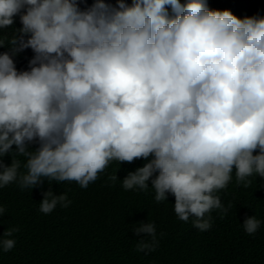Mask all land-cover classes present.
<instances>
[{"label": "clouds", "instance_id": "clouds-1", "mask_svg": "<svg viewBox=\"0 0 264 264\" xmlns=\"http://www.w3.org/2000/svg\"><path fill=\"white\" fill-rule=\"evenodd\" d=\"M22 9L20 35L0 41L10 46L0 54V187L87 188L110 162L143 159L109 180L142 191L150 181L157 203L171 194L176 217L204 232L213 210L223 218L231 208L216 193L233 172L245 187L264 177V18L240 19L206 0L115 8L97 0L85 11L75 0H0V29ZM28 48L35 55L18 71L13 57ZM32 143L39 147L30 151ZM8 154L11 166L2 162ZM16 156L26 157L23 173ZM43 196V214L71 204L67 193ZM260 226L256 216L242 224L248 235ZM17 231L4 232L0 251L14 248ZM134 231L146 234L138 252L155 251L154 221Z\"/></svg>", "mask_w": 264, "mask_h": 264}, {"label": "trees", "instance_id": "trees-1", "mask_svg": "<svg viewBox=\"0 0 264 264\" xmlns=\"http://www.w3.org/2000/svg\"><path fill=\"white\" fill-rule=\"evenodd\" d=\"M81 11L91 8L97 0H75ZM111 7H118L121 0H104ZM128 6L133 0H122ZM186 4L188 0H180ZM211 10H228L240 19L264 18V0H206ZM168 8L171 15V7ZM14 23L0 29V41L7 45L23 27L20 16ZM27 39V37H24ZM10 52V46L0 47V54ZM34 52L25 49L14 56L18 71L28 70ZM29 145V150L38 148ZM16 146H13V151ZM257 154V153H254ZM12 155L2 158L11 166ZM19 171L25 172L26 157L16 156ZM146 161L136 159L132 163L116 161L101 173L87 188L74 181L62 183L45 180L32 190L21 189L16 183L0 187V207L6 210L0 216V238L11 226L18 228L12 238L14 248L0 251V264H264V177L253 175L249 186L237 184L235 173L225 189L216 195L222 204L231 208L221 218L218 210L211 212L212 227L204 232L196 229L192 218L180 221L173 210L175 198L157 203L154 190H124L120 181L129 172L142 167ZM112 182L109 177L116 175ZM53 191L56 195L67 193L71 204L59 205L49 214L39 211L43 194ZM256 216L261 226L254 235H248L242 224L246 218ZM154 221L159 240L155 251L138 252L137 241L146 234L136 235L134 228L141 222Z\"/></svg>", "mask_w": 264, "mask_h": 264}]
</instances>
